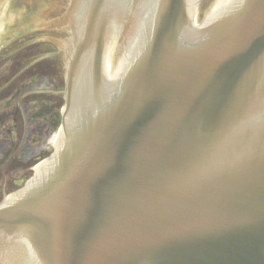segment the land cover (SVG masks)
Segmentation results:
<instances>
[{
  "label": "water",
  "instance_id": "1",
  "mask_svg": "<svg viewBox=\"0 0 264 264\" xmlns=\"http://www.w3.org/2000/svg\"><path fill=\"white\" fill-rule=\"evenodd\" d=\"M199 2L69 4L60 137L0 264H264V0Z\"/></svg>",
  "mask_w": 264,
  "mask_h": 264
},
{
  "label": "flooded vegetation",
  "instance_id": "2",
  "mask_svg": "<svg viewBox=\"0 0 264 264\" xmlns=\"http://www.w3.org/2000/svg\"><path fill=\"white\" fill-rule=\"evenodd\" d=\"M67 2L39 0L15 30L0 35V202L54 149L73 48L70 29L51 22L63 15Z\"/></svg>",
  "mask_w": 264,
  "mask_h": 264
},
{
  "label": "rangeland",
  "instance_id": "3",
  "mask_svg": "<svg viewBox=\"0 0 264 264\" xmlns=\"http://www.w3.org/2000/svg\"><path fill=\"white\" fill-rule=\"evenodd\" d=\"M36 0H10L1 20H0V35H4L5 29L7 25L13 24L12 21L14 19H18L20 15L24 13L23 7L26 6L27 8H33ZM217 0H203L200 5L201 16L205 15L208 11H210L216 4ZM17 3V4H12ZM29 6V7H28ZM34 9V8H33ZM23 15V16H24ZM23 16L21 18H23Z\"/></svg>",
  "mask_w": 264,
  "mask_h": 264
},
{
  "label": "bare ground",
  "instance_id": "4",
  "mask_svg": "<svg viewBox=\"0 0 264 264\" xmlns=\"http://www.w3.org/2000/svg\"><path fill=\"white\" fill-rule=\"evenodd\" d=\"M227 0H218V4H223L224 2H226Z\"/></svg>",
  "mask_w": 264,
  "mask_h": 264
}]
</instances>
